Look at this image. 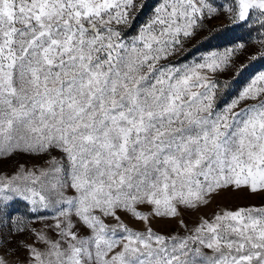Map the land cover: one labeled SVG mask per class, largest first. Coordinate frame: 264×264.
I'll return each instance as SVG.
<instances>
[{"label": "snow or ice", "instance_id": "6c2138e0", "mask_svg": "<svg viewBox=\"0 0 264 264\" xmlns=\"http://www.w3.org/2000/svg\"><path fill=\"white\" fill-rule=\"evenodd\" d=\"M221 15L264 37V0H0V162L44 158L0 175V264H264V206L183 219L264 192V71L218 78L248 67L244 37L173 59Z\"/></svg>", "mask_w": 264, "mask_h": 264}, {"label": "rangeland", "instance_id": "374dc122", "mask_svg": "<svg viewBox=\"0 0 264 264\" xmlns=\"http://www.w3.org/2000/svg\"><path fill=\"white\" fill-rule=\"evenodd\" d=\"M157 0H148L149 8L155 4ZM216 4H223L225 0H214ZM147 11V9H145ZM143 19V14L141 15ZM207 27L201 31H198L194 38H192L186 48L189 50L186 54H182L179 57L173 58L176 61H181L183 59H188L189 61L195 56L206 54L208 51L212 50H223L225 47L229 46L230 41L235 40L237 37H244V42L248 45L246 52L240 54L236 60L237 67L240 63L248 64V67L244 70L243 74L240 76L236 75V69L225 71L218 78L223 81L230 82V91L235 93L240 88H242L250 79L251 75L256 74L259 71H264V59H257L255 61L249 62L247 60V55L249 53L255 52L259 48V44L256 41L264 39L256 30L258 25H253V30L251 37L248 36L247 28H231L228 25V21L223 15L218 16L215 19L206 21ZM213 29V31H209ZM264 50V49H262ZM43 157H27V156H14L6 161L0 162V175H12L15 171L17 162H26V166L31 168L33 164L42 165ZM249 206H264V192L251 193L247 189L233 191L231 189L221 191L219 195H216L212 202L206 206L201 207L199 211L187 210L183 211V219L186 223L191 225L197 220L199 216L211 217L216 211L221 208L235 210L238 207H249ZM13 215L17 213L20 216L26 217L28 220H33L34 216L32 213L28 212L26 207V202H18L14 206ZM125 222L133 229L139 230L143 227V224L137 222L127 216H124ZM36 228L42 227L41 223H34ZM151 226L154 230L161 233H169L172 231H180L175 220L166 218H152ZM3 232L5 235L8 233V228L4 227ZM181 234H183L181 232ZM15 240H24L31 244L33 241L29 238L27 233L17 234L14 236ZM23 252L20 253L22 258Z\"/></svg>", "mask_w": 264, "mask_h": 264}]
</instances>
